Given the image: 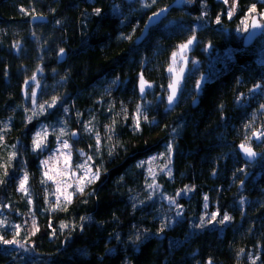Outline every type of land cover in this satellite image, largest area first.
I'll list each match as a JSON object with an SVG mask.
<instances>
[{"label":"trees","instance_id":"trees-1","mask_svg":"<svg viewBox=\"0 0 264 264\" xmlns=\"http://www.w3.org/2000/svg\"><path fill=\"white\" fill-rule=\"evenodd\" d=\"M171 1L0 0V222H17L22 244L0 241V264H264V135H252L264 133V33L249 48L236 34L257 0H237L232 17L220 0H188L134 44ZM193 36L197 64L164 112L171 56ZM63 117L93 177L64 204L33 192L39 230L27 236L17 178L36 186L31 134ZM239 144L261 157L246 164Z\"/></svg>","mask_w":264,"mask_h":264},{"label":"rangeland","instance_id":"rangeland-1","mask_svg":"<svg viewBox=\"0 0 264 264\" xmlns=\"http://www.w3.org/2000/svg\"><path fill=\"white\" fill-rule=\"evenodd\" d=\"M220 1L224 3V0H220ZM187 2L189 1L185 0V3ZM232 4H233V0H228V3L225 4L227 13L232 8ZM253 5L256 6V12L250 13L249 10L252 8ZM253 5L248 6L244 10V13L239 20V26L236 30V34L239 37H242V35L246 32L248 28L249 20L252 15L255 14L259 16V18H262L261 14H264V0H257V2L254 3ZM236 7H237V0H236ZM236 7L232 16L236 14ZM245 25H247V28H245ZM180 50H181L180 47H178L177 50L174 52L177 53L175 59H173V55L171 56L169 67H172L174 71L170 72L168 70L170 76L179 69L182 63L183 56L180 54ZM196 64H197L196 61H194L193 59L190 58V56H188V66L186 68V71H191L196 66ZM27 84L28 85L33 84L32 87L29 88V95H30L29 97L32 98V101L34 103V97L32 96V93L33 92H35V94L37 93L39 89L38 82H36V78H35L29 80ZM140 85H141V79H139L138 87ZM148 89L149 87L145 89L142 95L145 96ZM142 101L145 104H147L146 97H143ZM66 111H67L66 109L62 110L63 115H66ZM70 121H71L70 118L63 117L59 121H57L54 125L42 123L38 125V127L31 134L30 137L31 147L38 152L37 155L38 172L34 177V182L36 186H29L28 183L26 182L25 185L26 191H21L20 182L24 179L26 174L24 172L19 173L17 178V185H18L17 191L21 192L22 195H26V199L28 200V206L30 207L29 209L30 211H24V212L17 211L15 214V216H20L21 223L25 229L27 236L32 235L33 233L36 232L33 227L34 223H35V228H37L36 217L32 213V209H31L33 192L35 193L36 196H39L45 201H48L50 203V206H55L57 204H64L70 201L77 193H79L80 192L79 189L80 188L83 189L86 186V184L90 181V179L93 177L92 169L90 168L86 157H84V153L82 150L75 148L76 153L79 155V158L81 160H76L72 157L73 148L70 142L66 139L65 135L66 134L71 135L72 133H75L78 136V138H81L83 133L80 128H75L70 130L69 129L70 124L68 125ZM83 125H85L84 129L88 130L87 128L89 126H86L88 124L85 123ZM61 131H63L64 133L63 135H61ZM37 133H41L40 138L43 141V144L39 149H36L33 143L34 139H36ZM65 141H67L70 148H63V143ZM68 153H70V156H68ZM159 158L160 156H157L154 159V162L159 161ZM46 160L48 161L47 166L43 164V161ZM65 160H67V164H65ZM153 168L155 167L152 166L151 169ZM46 172H47V176L45 175ZM58 173L60 174L58 175ZM48 176H51L52 179H48ZM57 189H59V191ZM19 197L20 196L17 195L16 199H18ZM214 219H213V215H210L211 223L214 222ZM2 226L4 228V232L0 234V237H2L3 240H15L16 239L15 237L18 236L20 233L21 228L19 224L13 221L11 218L8 219L4 218L2 220ZM11 245L22 247V244L19 243H13Z\"/></svg>","mask_w":264,"mask_h":264},{"label":"water","instance_id":"water-1","mask_svg":"<svg viewBox=\"0 0 264 264\" xmlns=\"http://www.w3.org/2000/svg\"><path fill=\"white\" fill-rule=\"evenodd\" d=\"M184 2H185V0H172L167 6H165V7L154 12V13H158L159 15L154 16L153 15L154 13L150 14L146 18L139 34L135 37L134 44H136V45L140 44L145 39V37L147 36V33L151 27L158 25L167 16V14L172 9H179ZM252 19H256L258 21V23L260 24V27H256V28L251 27ZM44 21H45L44 16H34L32 18V22H44ZM263 29H264V18H259V16L255 15V14L252 15L250 20H249L248 28H247L246 32L241 37L242 47L249 48L250 46H252L254 44V42L256 41L257 37L263 31ZM193 47H194V42L191 45H189L186 49H184L183 51L180 50V54L183 56V60H182V63L180 65L179 69L176 72H174L173 74H171L170 83H169V85H170L171 83H173L174 80L177 81L175 95H174L173 101L171 103H169L168 97H169V95H172V89L169 88V86H168L167 87L166 103H165V106L163 108L164 112L171 111L175 105V102H176V99L178 96L179 88H180V86L184 80L185 74H186V68L188 66V55L191 53ZM65 58H66V52L63 51L57 57V63L63 62L65 60ZM148 87H149V83L146 82L145 89H147ZM138 90H139V94H143L145 91L144 90L143 92H141L140 86H139ZM190 104L192 107H195L198 104V98L192 99ZM71 138L73 140H76L78 138V136L75 133H74V135L72 133ZM240 145L241 144L237 145V153L239 154V157L243 162H245L247 164H253L254 162H256L261 157L260 151L246 145L247 147H250L251 150L256 154L255 156H248L243 151V149H241ZM249 175H250V173L245 174V176L243 177L242 181L239 184V188H241V186L243 185L245 180L249 177Z\"/></svg>","mask_w":264,"mask_h":264},{"label":"snow or ice","instance_id":"snow-or-ice-1","mask_svg":"<svg viewBox=\"0 0 264 264\" xmlns=\"http://www.w3.org/2000/svg\"><path fill=\"white\" fill-rule=\"evenodd\" d=\"M153 2H155V0H153ZM224 3L227 4L228 3V0H224ZM235 7H236V0H233V4H232V8L229 10L228 12V16L231 17L233 12L235 11ZM23 11V10H22ZM97 13H99V9L96 10ZM163 11V10H162ZM250 13H254L256 12V6L253 5L252 8L249 10ZM154 16L156 15H159L158 13H154L153 14ZM262 18H264V14H261ZM151 19V18H150ZM217 23L220 22V19L219 17H217ZM251 27L253 28H256V27H260V24L258 23V21L256 19H252V22H251ZM245 28H247V25H245ZM195 40V37L193 36L191 39H189L187 41L186 44H182L180 45V49L181 51H183L184 49H186L189 45H191L193 43V41ZM61 52H63V50H61ZM177 56V53H173V59H175V57ZM170 72L174 71V69L172 67H169L168 69ZM32 79H35V77H33ZM176 84H177V81H173V83H171L169 85V88L172 89V95H169L168 97V100H169V103H171L173 101V98H174V95H175V91H176ZM145 85H146V82L143 80V77L141 76V92H143L145 90ZM257 87H259V85H257ZM35 92L32 93V96L35 97ZM53 104H55V98L53 99ZM49 106H52V105H49ZM43 106H41L42 108ZM262 107H264V105H262ZM139 126V122L137 121V127ZM63 131H61V135H63ZM74 135V133H73ZM253 136H256L257 138H259L260 135H264V133H257V132H253L252 133ZM41 137V133H37V136H36V139H34L33 143H34V146L36 149H39L42 144H43V141L42 139L40 138ZM241 149H243V151L248 155V156H255L256 154L251 150L250 147H247L245 144H241L240 145ZM63 148H70V146L68 145L67 141H65L63 143ZM59 151V150H58ZM14 155V154H13ZM68 156H70V153H68ZM43 164L45 166H47L48 164V161H43ZM65 164H67V160H65ZM83 167V166H81ZM60 173H58L59 175ZM45 175L47 176V172L45 173ZM95 175V174H94ZM48 179H52L51 176H48ZM26 182H27V175H25L24 179L20 182V190L21 191H26V188H25V185H26ZM59 191V189H57ZM80 191H82V188L79 189ZM67 198V197H66ZM205 200H207V197H205ZM207 207V205H205ZM216 214L214 213L213 214V219L215 218ZM230 217L228 215L225 214V216L223 217V220H221L220 222L223 223L224 221H227L229 220ZM2 223V222H0ZM33 227H34V230L35 231H38L39 229L38 228H35V223L33 224ZM34 234V233H33ZM0 241H2L3 243L5 244H13V243H18V241L16 240H3L2 237H0ZM209 264H211V262H209Z\"/></svg>","mask_w":264,"mask_h":264}]
</instances>
